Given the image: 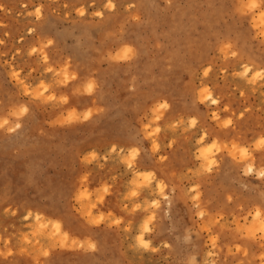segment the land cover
Returning a JSON list of instances; mask_svg holds the SVG:
<instances>
[{
	"label": "rangeland",
	"instance_id": "374dc122",
	"mask_svg": "<svg viewBox=\"0 0 264 264\" xmlns=\"http://www.w3.org/2000/svg\"><path fill=\"white\" fill-rule=\"evenodd\" d=\"M262 139L264 0H0V264H264Z\"/></svg>",
	"mask_w": 264,
	"mask_h": 264
},
{
	"label": "snow or ice",
	"instance_id": "6c2138e0",
	"mask_svg": "<svg viewBox=\"0 0 264 264\" xmlns=\"http://www.w3.org/2000/svg\"><path fill=\"white\" fill-rule=\"evenodd\" d=\"M252 7H255V5L253 4ZM41 87H43V85H42ZM86 90L89 91V92H91V91H92V85L89 84V85H88V88H87ZM22 111H26V109H22ZM85 118H87V116H86ZM193 123H194V122H193ZM262 146H264V139L260 140V141L258 142V144H257V147H258V148H260V147H262ZM210 152H211V149H205V150H203L202 153H201V157H202L203 159H205V161H206V163H207V165H208V167H205V169H204L205 171H210V166H211L212 164L215 163L213 160H209V159H208V154H209ZM242 155H246V153H243V152H242ZM133 156H135V152H133ZM248 172H251V168L248 169ZM260 176L264 177V172H261V173H260ZM144 179L147 180V179H149V177L146 176V177H144ZM132 195L135 196L136 193L133 192ZM200 215L203 216L204 213L201 212ZM256 215H257V217H259L260 213L257 212ZM93 222H94V223H99L98 220H97V221H93ZM117 223H119V221H117ZM59 227H60V226H59L58 224L55 225V228H56L57 231H59ZM145 231H147V225H145ZM138 239L140 240V243H141V245H142L143 247H145V248L148 247L147 244H144V243H143V239H142V237H141V238H138ZM89 247H90V248H94L93 245H89ZM45 255H47V253H45Z\"/></svg>",
	"mask_w": 264,
	"mask_h": 264
},
{
	"label": "bare ground",
	"instance_id": "6f19581e",
	"mask_svg": "<svg viewBox=\"0 0 264 264\" xmlns=\"http://www.w3.org/2000/svg\"><path fill=\"white\" fill-rule=\"evenodd\" d=\"M200 94H202V93H200ZM200 94H199V95H200Z\"/></svg>",
	"mask_w": 264,
	"mask_h": 264
}]
</instances>
